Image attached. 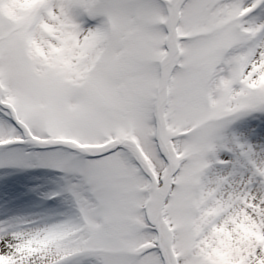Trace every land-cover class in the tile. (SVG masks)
<instances>
[{
    "label": "snow or ice",
    "instance_id": "1",
    "mask_svg": "<svg viewBox=\"0 0 264 264\" xmlns=\"http://www.w3.org/2000/svg\"><path fill=\"white\" fill-rule=\"evenodd\" d=\"M0 264H264V0H0Z\"/></svg>",
    "mask_w": 264,
    "mask_h": 264
}]
</instances>
